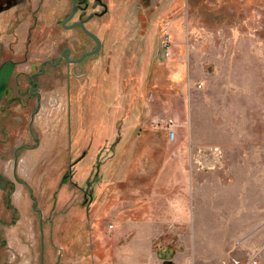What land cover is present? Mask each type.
<instances>
[{
	"label": "rangeland",
	"instance_id": "obj_1",
	"mask_svg": "<svg viewBox=\"0 0 264 264\" xmlns=\"http://www.w3.org/2000/svg\"><path fill=\"white\" fill-rule=\"evenodd\" d=\"M87 1L77 20L93 16L86 27L103 49L46 66L37 107L31 72L70 41L73 57L94 43L61 27L71 0H0V264H263L264 0ZM123 80L134 104H159L158 119L176 99L184 110L189 164L205 177L190 236L107 227L102 206L124 158L103 141L122 104L109 86Z\"/></svg>",
	"mask_w": 264,
	"mask_h": 264
},
{
	"label": "crops",
	"instance_id": "obj_2",
	"mask_svg": "<svg viewBox=\"0 0 264 264\" xmlns=\"http://www.w3.org/2000/svg\"><path fill=\"white\" fill-rule=\"evenodd\" d=\"M23 74L28 75L26 69ZM119 76L121 73H118ZM109 88L113 93L120 90L122 104L117 117L109 121V136L103 141L106 144L104 150H108L113 157L124 158V164L118 166L108 185V200L102 206L115 222L111 230H114L115 237L130 233L137 240L169 234L190 236L188 232L193 229L194 214L200 205L197 190L200 187L204 189L205 177L189 164L183 108L179 107L177 99L170 106V116L166 118L178 123L176 138L170 142L165 127L154 126L158 120L155 113L159 104L140 105L139 100L134 104V94L126 97L124 80L123 84L120 81V85ZM133 105L136 107L131 109ZM131 113L134 115L130 117ZM69 130L68 123L65 131ZM111 142L112 145H109ZM0 173L7 176L8 170L3 166ZM1 190L5 191L0 182ZM16 198L21 199L22 194Z\"/></svg>",
	"mask_w": 264,
	"mask_h": 264
},
{
	"label": "flooded vegetation",
	"instance_id": "obj_3",
	"mask_svg": "<svg viewBox=\"0 0 264 264\" xmlns=\"http://www.w3.org/2000/svg\"><path fill=\"white\" fill-rule=\"evenodd\" d=\"M97 1V6H100L103 8V6L101 5V2L99 0H95ZM89 7V3L87 0H75L73 2V0H71L70 2V10L68 15L65 17V19L62 21L61 23V27L64 28L65 30H77L79 29L86 37H88L89 39H91V41L94 43V46L92 49H89L87 52L93 51L96 49L97 44L94 41L93 38H91L90 36L86 35L80 27L78 26H74L72 27L74 24L84 21L83 18L82 19H78L77 20V13H85L88 10ZM74 10L72 17L67 21V19L71 16V12ZM91 15H88V17H86L87 20L84 25L86 27V23L88 22V18ZM91 19V18H90ZM87 29V27H86ZM88 30V29H87ZM90 33H92L90 30H88ZM99 41H100V48L99 51L95 54H98L102 49H103V42L99 39V37H97L94 33H92ZM74 41H70V43L65 46L62 47L59 50V54L56 58L55 61H52V59H45L44 61H42L38 67V70H34L33 72H31V74L28 76V92L32 95V97H34L36 99V106L39 107L40 103H41V99H42V93L40 92V81L38 80L39 77H41L44 73H45V67L46 66H51V67H55L58 66L59 64H61L62 62H64L65 64L68 65H75L77 63H67L65 61V55L68 53L67 50H69V54H68V59L69 60H74V59H78L79 57H81L82 55L78 56V57H73V51H74V46H73ZM94 55V54H93ZM92 56V55H91ZM89 57V56H87ZM86 57V58H87ZM84 61V60H83ZM56 62H58L57 65H54ZM82 62V61H81ZM80 63V62H79ZM86 66V65H85ZM85 69V68H84ZM90 74L89 71H86L84 74ZM110 85V84H109Z\"/></svg>",
	"mask_w": 264,
	"mask_h": 264
},
{
	"label": "built area",
	"instance_id": "obj_4",
	"mask_svg": "<svg viewBox=\"0 0 264 264\" xmlns=\"http://www.w3.org/2000/svg\"><path fill=\"white\" fill-rule=\"evenodd\" d=\"M161 49L163 51V54L166 56V57H170L172 54V51H171V39L169 37V34H168V27L166 24H164V27H163V31H162V35H161ZM149 98L151 99L152 98V94L149 95ZM155 125L154 126H164L166 131H167V137H168V140L170 142L174 141L175 138H176V128L178 127V123L171 119V118H160L157 120L156 123H154ZM220 155V151L218 148H213V149H210V156H211V160L213 161V164L216 163L215 161H219V156ZM215 165V164H214ZM107 227L109 229H112L113 227V224H109L107 225ZM237 264H241L239 262H236ZM256 260L254 259H251L249 261H244L242 262V264H256Z\"/></svg>",
	"mask_w": 264,
	"mask_h": 264
},
{
	"label": "water",
	"instance_id": "obj_5",
	"mask_svg": "<svg viewBox=\"0 0 264 264\" xmlns=\"http://www.w3.org/2000/svg\"><path fill=\"white\" fill-rule=\"evenodd\" d=\"M75 0H73V2H74ZM73 12H74V10L71 12V16L67 19V21L72 17V15H73ZM93 16L91 15V16H89V18L88 19H90V18H92ZM87 20H84V21H81V22H78V23H76V24H74L72 27H74V26H78V27H80L81 28V30L86 34V35H88V36H90L91 38H93L94 39V41L96 42V44H97V47H96V49L95 50H93V51H90V52H85L81 57H79L78 59H74V60H69L68 59V54H69V50H67V54L65 55V61L67 62V63H79V62H81V61H83L87 56H91V55H93V54H95V53H97L98 51H99V48H100V41L92 34V33H90L87 29H86V27H85V25H84V23L86 22ZM58 64V62H56L54 65H57ZM217 164H219V161H215ZM163 264H173V262H171V261H165Z\"/></svg>",
	"mask_w": 264,
	"mask_h": 264
},
{
	"label": "trees",
	"instance_id": "obj_6",
	"mask_svg": "<svg viewBox=\"0 0 264 264\" xmlns=\"http://www.w3.org/2000/svg\"><path fill=\"white\" fill-rule=\"evenodd\" d=\"M8 201V200H7Z\"/></svg>",
	"mask_w": 264,
	"mask_h": 264
}]
</instances>
